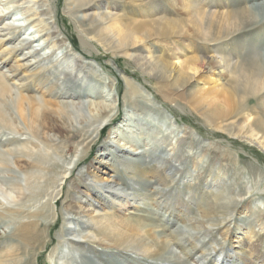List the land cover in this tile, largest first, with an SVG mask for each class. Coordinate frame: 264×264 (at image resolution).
Masks as SVG:
<instances>
[{
	"label": "rangeland",
	"instance_id": "rangeland-1",
	"mask_svg": "<svg viewBox=\"0 0 264 264\" xmlns=\"http://www.w3.org/2000/svg\"><path fill=\"white\" fill-rule=\"evenodd\" d=\"M183 1L190 2L191 6L185 7ZM263 3L264 0H95L94 11L99 16H108L115 11L130 14L132 12L130 16L134 20L133 25L140 22V27L150 25L154 21L171 19L177 22V29L181 27L188 29L187 14L196 9L226 12L238 4L251 7ZM75 5L77 3L74 0H0V57L5 55L7 58L4 65L0 61V71L12 77L11 83L19 85L23 74L29 76L32 73H44L48 76L50 73L47 84L39 86V89L46 90L52 82H58L63 74L68 73L71 79L68 82V89L65 90H72L75 94L81 95V101L86 105L99 101L110 106L119 104L111 118L112 121L108 122L109 126L94 133L96 136L93 142L79 155V166L74 170L73 177L79 172H85L90 164L95 165L98 161L106 166H102V169L109 173L111 170H119V175L128 181L129 188L137 190V192H133L132 189L126 190L136 193L131 215L153 220L149 227H152V230L155 228L158 233L161 232L160 234L170 239L172 243L174 239L179 238L176 231L177 226L181 225L175 206L167 211L163 205L157 206V201L163 199L159 198V195L151 194L150 191L140 190L142 182L138 184L130 180V173L126 172L124 164H120L118 160L130 161L141 170H147V167L152 165L159 166L165 159L171 160L172 164L182 171V174L176 170L170 171L171 174H175V182L179 181L180 186L182 183L194 182L200 173L210 182L214 179L220 181L225 184L228 193H225L221 186L202 187L210 193H218L221 198L218 203H228L230 212L229 216L223 217L217 225L210 227L213 233L206 238L202 237L204 244L193 239L185 245L177 243L185 248L197 244L196 250L191 251L189 256L182 257L179 262L150 259L136 253L104 249L96 245L90 248L81 245L89 252L90 258L95 264H196L193 260L203 249L210 250L212 246L217 245L215 240L222 243L220 231L227 226L230 233L223 246L236 244L232 241L235 237L253 240L255 238L252 237L253 234H258L264 250V223L260 220V215L264 214V153L245 138L229 134L222 129H215L204 122L197 110L196 97L189 95L195 89L201 95L219 92L227 82L229 73L225 70L222 77H219L215 72L196 67L195 70L188 69L196 83L193 90L176 89L169 84L160 87L154 75L149 76L122 54L109 50L92 39L86 30L95 23L91 20H82L83 12L76 9ZM10 31L14 32V35L12 38L10 34L9 40L7 37ZM244 31L245 33L240 35L241 39H235L231 44H222L220 41L202 44L199 39H194L189 34L173 32L168 37L147 40L151 41L147 50L154 55L162 52L164 57L178 66L189 65L209 55L214 61L211 66H216L217 62L222 65V54L229 53L234 57L235 51L254 56L257 60L259 53H264V20H260L255 26L246 27ZM246 31H249L248 34ZM36 34L43 36L35 38ZM28 41L30 44L27 49L24 43ZM11 49L14 50L10 51ZM145 49L142 48L144 54ZM24 58L26 60H23ZM23 62H26L27 66L14 70L15 74L10 72L12 65ZM187 67L193 68L191 65ZM158 81L162 84L164 82L163 79ZM129 83L136 87V94L127 90ZM97 91V95L101 97L93 93ZM217 97L221 102V97L219 95ZM255 104L254 101L248 106ZM260 110L264 111V105ZM243 111L237 117L246 125H250L253 114L248 110ZM86 112L96 115V111L91 112L87 107ZM115 133H123L125 137ZM129 139L131 141H128ZM181 152L180 161L171 158L173 153ZM100 174L107 177L105 173ZM59 183L54 188L46 182L36 183L19 202H11L8 196L10 193L6 195L0 191V212L4 218L6 217V221L16 217L7 212L8 208L20 209L19 217L22 220L28 219V212L44 210L38 217L45 227L42 242L21 243V248L17 252L19 256L26 253L31 264L69 263L65 255L72 252H65V244L58 235L62 230L61 218L65 217L62 209L65 205L73 203V195L67 184L63 185L61 191ZM171 188L175 189L176 186L171 185ZM180 192L182 194L185 190L181 189ZM92 194L99 195L95 192ZM104 200L107 203L111 202L109 196ZM234 200L240 201L235 208ZM108 209L114 211L116 207L110 206ZM192 211L196 213V208L193 207ZM57 218L59 221L54 224ZM48 225L52 227L49 229ZM7 230L8 228L4 226L0 227V253L14 242L12 236L5 234ZM169 236H172L174 241ZM233 249L236 251L239 247ZM243 251L244 253L229 258L227 264H246L253 260L245 250ZM215 257L204 254L199 264H216Z\"/></svg>",
	"mask_w": 264,
	"mask_h": 264
},
{
	"label": "bare ground",
	"instance_id": "bare-ground-1",
	"mask_svg": "<svg viewBox=\"0 0 264 264\" xmlns=\"http://www.w3.org/2000/svg\"><path fill=\"white\" fill-rule=\"evenodd\" d=\"M74 1L77 3L76 9L83 12L81 19L95 23L86 30L91 38L107 49L122 54L149 76L154 75L158 80L163 79V84L156 80L160 87L169 84L176 89L191 91L196 83L188 69L195 70L196 67H200L208 72L217 73L219 77H222L226 70L229 78L219 92L201 95L195 89L189 95L196 97L197 110L204 122L215 129H222L229 134L245 138L264 153V111L260 110L264 105V53H259L257 60L254 56L240 54L238 51H235L234 57L229 53L222 54V65L217 62L216 66H211L214 61L209 55L189 64L193 66L192 68L187 67L188 64L176 65L164 57L162 52L154 55L147 50L148 43H151L147 40L168 37L173 32L189 34L194 39H199L202 44L218 41L222 44H231L233 40L241 39L240 35L245 33L246 27L255 26L260 20H264V3L251 7L238 4L226 12L196 9L187 14L189 16L187 25L190 29L183 27L177 29V22L171 19L154 21L150 25L140 27V22L133 25L134 20L130 16L132 12L130 14L115 11L108 16H99L94 11L95 0ZM182 4L187 8L191 6L187 1H183ZM246 32L248 34L249 31ZM8 33V36L11 34L13 38L14 32ZM54 33L53 31L52 34ZM42 36L34 35L35 38ZM7 38L11 39L10 36ZM24 44L28 49L30 41ZM244 44L243 40V46ZM142 48H146V54ZM0 61L3 65L6 63L5 55H1ZM25 64L26 62L15 63L11 66L10 72L15 74L14 70L27 66ZM49 75L50 73L48 76L44 73H32L29 76L23 74L22 81L17 85L10 82L12 77L0 71V191L6 195L10 193L8 196L11 202H19L36 183L46 182L54 188L60 182L61 191L63 185H68L73 195V203L65 205L62 209L65 217L61 218L62 230L58 235L65 244V252H72L65 255L69 259L67 264H95L88 255L89 252L81 245H85L86 248L96 245L104 249L136 253L150 259L179 262L182 257H187L191 251L196 250L197 244L185 248L177 243L185 245L193 239L204 244L203 238L213 233L210 227L217 225L218 221L229 216L230 212L228 203H218L221 199L218 193H210L202 185L221 186L223 191L228 193L225 184L215 179L210 182L200 173L194 182L182 183L180 186L179 181L175 182V174H171L170 171L176 170L180 174L182 171L175 167L171 160L165 159L161 165H152L147 167V170H141L125 159L118 160L120 164H124L126 172L130 173V180L138 184L142 182L140 190L150 191L151 194L159 195V198L163 199L157 201V206L163 205L166 211L175 206L181 225L177 226L178 239L174 241L172 236H169L174 241L172 243L170 239L161 235V232L158 233V230L149 227L153 220L131 215L136 193L126 190L132 189L133 192L137 190L129 188L128 181L119 175V170H111L109 173L102 169V166H106L98 161L95 165L90 164L85 172H79L73 177L74 170L79 166V155L93 142L96 136L94 133L109 126L108 122L112 121L111 118L119 104L110 106L99 101L86 105L81 101V95L75 94L72 90H65L68 89V82L71 79L68 73L63 74L58 82H52L46 90L39 89V86L47 84ZM135 88L130 83L127 84V90L133 94L137 93ZM93 93L101 97L97 95L98 91ZM217 95L221 97V102L217 100ZM254 101L255 105L248 106ZM86 107L91 112L96 111V115L88 114L90 111L87 113ZM243 110L253 114L250 125H246L237 117ZM115 134L125 137L123 133ZM181 156L182 152L173 153L171 158L180 161ZM100 173L107 174V177ZM171 185L176 188H171ZM181 189L185 190L182 194ZM94 192L99 195L92 194ZM234 194L237 195L236 192ZM108 196L111 198L110 203L104 200ZM239 202L234 200L233 207H237ZM110 206L111 208L115 206L116 209L111 211L108 209ZM193 207L196 208V213L192 211ZM7 212L16 217L6 221V217L4 218L0 212V227L8 228L5 234L12 236L14 242L0 253V264H31L26 253L19 256L17 252L21 248V243L42 242L45 227L38 217L44 210L28 212L26 220L20 219V209L8 208ZM260 216L264 223V214ZM145 220H149L150 223ZM58 221L59 218L54 224ZM52 226L48 225L49 229ZM229 233L228 226L222 229L220 231L222 243L215 240L217 245L212 246L210 250L207 248L200 250V254L193 260L194 263L199 264L205 254L216 256L214 259L216 264H227L229 258L244 253L245 250L253 259L246 264H264L262 239L258 234H253L252 237H255L253 240L235 237L232 241L236 244L231 243L232 245L225 247L223 243L227 241ZM237 246L239 249L234 251L233 247Z\"/></svg>",
	"mask_w": 264,
	"mask_h": 264
}]
</instances>
